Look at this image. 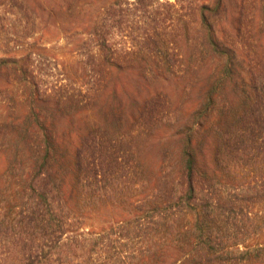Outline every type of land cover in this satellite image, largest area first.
I'll list each match as a JSON object with an SVG mask.
<instances>
[{
  "label": "trees",
  "instance_id": "trees-1",
  "mask_svg": "<svg viewBox=\"0 0 264 264\" xmlns=\"http://www.w3.org/2000/svg\"><path fill=\"white\" fill-rule=\"evenodd\" d=\"M0 264H264V0H0Z\"/></svg>",
  "mask_w": 264,
  "mask_h": 264
},
{
  "label": "rangeland",
  "instance_id": "rangeland-1",
  "mask_svg": "<svg viewBox=\"0 0 264 264\" xmlns=\"http://www.w3.org/2000/svg\"><path fill=\"white\" fill-rule=\"evenodd\" d=\"M163 2H172L174 3L175 0H162ZM39 40V39H38ZM115 42L121 43L123 46H129V43L125 39H121L120 37H116ZM39 46H42V50L44 51L43 54L46 57H49V55H57L60 58L52 59L50 64L51 67H47V72H50V76H46L47 80L49 82H54L56 78L61 76L63 65H61V62H66L67 70L68 72L73 71V65L75 61L77 60V56H70L69 47L66 46V41L64 39H60L57 37H50L43 39L39 42ZM51 59V58H50ZM71 62V65L69 66ZM60 63L59 65H57ZM57 65V66H56ZM46 70H44L45 72ZM53 74V75H52ZM162 150V149H161ZM144 156L147 160L151 162H156L159 158V148L158 147H146L144 150Z\"/></svg>",
  "mask_w": 264,
  "mask_h": 264
}]
</instances>
